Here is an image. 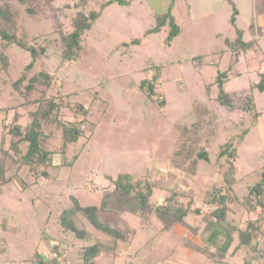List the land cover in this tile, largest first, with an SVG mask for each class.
Segmentation results:
<instances>
[{"label": "rangeland", "instance_id": "rangeland-1", "mask_svg": "<svg viewBox=\"0 0 264 264\" xmlns=\"http://www.w3.org/2000/svg\"><path fill=\"white\" fill-rule=\"evenodd\" d=\"M34 1L35 16L15 2L19 27L30 42L47 48L36 68L51 72L52 85L47 89L39 85L30 97L17 90L13 83L23 74L29 56L17 45L9 47V68L0 69V162L9 180L0 185V264H39L41 260L53 264V258L57 264H84L83 249L97 241L115 250L114 255L102 253L98 264H219L201 251L207 247L200 233L181 224L165 231L155 214L143 222L138 214L103 212L106 222L127 231L125 241L95 229L82 214L76 221L90 231L91 239L67 234L60 222L63 210L74 204V198L82 205L99 204L120 173L151 180L153 200L158 204L167 203L174 192L179 200L191 201L200 215L192 209L186 220L200 229L205 226L203 216L211 217L216 207L206 201L214 187L228 191L233 201L227 222L244 230L250 218L258 217L260 230L254 233V241L261 247L264 207L253 213L245 201L264 172V91L256 88L264 75V57L259 52L264 48V0H233L239 10L235 25L230 21L233 7L228 0H175L172 13L181 33L171 46L165 42L168 26L147 34L156 25V13H165L171 0H127L104 8L109 0ZM75 3L76 10L63 9ZM78 9L100 10L102 16L87 32L90 55L68 62L62 58L59 28L71 31ZM237 29L257 49L240 53L234 63L235 53L225 39L234 40ZM229 68L232 72L224 89L236 94L234 108L220 104L213 83L218 71ZM144 79L154 85L156 95L150 96L148 88L141 90ZM240 92L241 97L247 96L241 98L247 110L245 105L240 107ZM42 96L60 102V117L73 122L84 121L82 105L93 124L82 125L85 135L70 145L65 156L61 130L55 125L46 127L47 145L56 149L53 159L58 165L49 167L47 177L39 178L5 152L11 151L10 129L16 121L27 127ZM249 96L254 103L248 104ZM183 133L193 155L180 161L175 150L185 139ZM231 138L237 150L232 193L224 179L227 156L219 158L221 146ZM201 151L207 152L209 160L198 157ZM237 195L240 198L234 199ZM238 242L236 237L230 248V264H264L251 249H235ZM208 249L213 252L215 248Z\"/></svg>", "mask_w": 264, "mask_h": 264}, {"label": "trees", "instance_id": "trees-1", "mask_svg": "<svg viewBox=\"0 0 264 264\" xmlns=\"http://www.w3.org/2000/svg\"><path fill=\"white\" fill-rule=\"evenodd\" d=\"M232 4L233 12L231 14L230 21L233 25L237 22V15L239 10L234 4L233 0H228ZM0 4V69L7 70L10 64V57L8 55V49L12 45H17L25 52L28 53L29 62L26 65L23 74L14 81V87L22 91L24 96H32L36 88L40 85L45 89L50 88L52 85V74L45 68H36V64L39 59L43 58L46 54L47 48L42 44H33L28 40V34L25 30L20 29V11L15 5V2L25 6L26 12L30 16H35L38 11L35 8L36 1L34 0H2ZM119 2L120 4H126L127 0H109L103 4V8L110 3ZM71 5V4H70ZM69 4L64 5L63 9L72 8L76 10L77 4H73L70 7ZM175 6V0H171L169 9L162 14L156 13V25L147 30L148 33L159 32L169 27L165 42L167 45L171 46L175 38L181 33L180 26L176 23L175 17L172 10ZM62 7V6H61ZM60 8V7H59ZM59 10V9H58ZM102 16V11L91 10L88 13L82 10H77L72 18L73 29L66 32L63 27L59 28L60 40L63 44L62 58L68 62H78L81 58L89 56L91 52V46H89V41L87 40V32L93 28L95 22ZM253 26V23L251 24ZM140 40H134L133 42H139ZM227 46L235 53L234 63H238L240 53H248L252 49H257V44L252 40H246L244 38V32L241 29H237V37L234 40L225 39ZM127 44V43H124ZM264 57V48L259 51ZM232 67V66H231ZM37 69V70H36ZM157 69H159L157 67ZM31 71L34 73L29 76ZM236 72L237 70H234ZM232 69L222 72L218 71L215 76L214 84L218 87V100L221 105L234 108L236 105L234 91L228 93L224 89V83L229 78V73ZM235 75V74H234ZM27 82V83H26ZM26 83V84H25ZM141 90L148 92L150 96L156 95V90L153 84L147 79H144L140 83ZM261 92L264 91V75L261 76V80L256 85ZM241 93V92H240ZM246 93V92H244ZM243 92L239 95L241 98H246L243 96ZM247 95V94H246ZM160 102L163 99L160 98ZM250 99V100H249ZM247 100L248 104L252 101V96H249ZM242 100V99H241ZM240 107L245 105L243 101ZM37 108L31 113V121L25 129L19 124L18 121L15 122L10 133L13 135L11 141V151L5 152L12 157V160L18 162L19 165H26L32 169L36 177H47L49 175V167L57 166L58 164L54 161L53 157L56 154V149L48 148V137L45 131L46 127L50 125H55L61 130L62 148L61 153L65 156L68 148L71 144L76 143L81 137L85 135V130L82 125L92 126V122L88 120L87 111L85 107L81 105L79 108L81 113L84 114V121L73 122L69 120L62 119L60 117L61 104L54 98L47 99L41 97L38 99ZM254 105V104H252ZM254 108V106L252 107ZM249 109L245 105L244 110ZM185 128H183L185 132ZM180 140V145L177 143L175 150V158L182 160H189L191 155H193V149L191 146H185V141H187V135L183 133ZM244 137V136H243ZM242 137V139H243ZM183 140V141H182ZM234 138L229 139V141L221 146L219 152V158L227 156L226 163L228 164V169L224 171V179L228 186L230 193L233 192V184L235 182V159L237 157L236 147H233ZM22 147H25L23 150ZM11 154V155H10ZM16 157V158H15ZM198 157L204 160H209L206 151H201L198 153ZM11 159V158H10ZM67 162V161H66ZM195 163V160H194ZM183 167H187L185 162L182 163ZM6 169L3 163L0 162V185L7 184L9 182L5 173ZM113 188L106 189L103 192L101 201L99 204H88L82 205L77 198H74V204L63 210L60 216L61 226L63 230L75 238L83 241H89L91 238L90 231L86 228H82L78 225L76 221V216L82 214L94 227L95 229L112 236L116 240H127V231H121L118 227L112 226L109 222H106L102 213L116 212L122 214L125 212H130L133 214H138L142 221H147L150 215L155 214V216L164 225V230L168 231L172 227L181 224L187 226L192 230L194 234L200 233V236L205 243V249H201L202 252L206 253L208 256L217 261L219 264H230L228 255L230 248L233 243L238 238L239 242L235 249L240 247H246L254 251L255 256L262 257L264 260V237L263 245L260 247L259 242L254 241V233L260 230V223L257 218H250L246 228L243 230L236 224L227 222V213L230 209L229 202H232V197L228 194V191L223 193L222 188H216L212 190L210 194L211 197L206 199V201L211 205H216L215 209L211 213V217L203 216L205 219V226L200 229L197 227H192L187 222L186 217L192 212L193 203L183 202L179 200V194L174 192L168 199L167 203L158 204L153 200L154 198V184L149 179H135V177L130 173H120L117 178L113 179ZM222 192V193H221ZM264 172L262 174L261 180L258 181L249 189V198L245 201L247 208L250 211H256L257 207H264ZM240 198L238 195L234 196V199ZM254 197L256 200L253 202L250 198ZM193 211L197 215H200L199 207L194 208ZM253 212V213H254ZM259 216V215H258ZM260 215V220H261ZM143 221V222H144ZM131 232L135 233V230ZM238 233V235H236ZM208 247L215 248L212 252ZM109 252H105V251ZM114 255L115 250L110 247H105L103 243L97 241L95 243L88 244L82 251V259L84 264H98V258L102 253ZM232 254V253H231ZM45 260L39 261V264H44ZM53 264H57V260L53 258L51 260Z\"/></svg>", "mask_w": 264, "mask_h": 264}]
</instances>
